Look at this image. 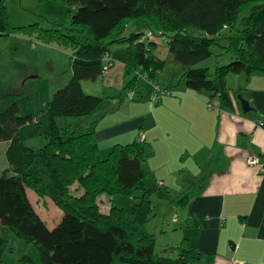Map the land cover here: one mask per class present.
Listing matches in <instances>:
<instances>
[{
  "label": "trees",
  "instance_id": "1",
  "mask_svg": "<svg viewBox=\"0 0 264 264\" xmlns=\"http://www.w3.org/2000/svg\"><path fill=\"white\" fill-rule=\"evenodd\" d=\"M63 1L72 25L63 37L75 50L71 78L48 103L47 142L39 148L20 143L19 128L32 122L34 115H20L15 101L0 111V142L11 141L10 167L0 175V226L34 243L41 264H197L202 253L188 238L179 246L165 247L163 255L156 252V238L147 229L152 196L167 198L169 191L161 183L146 186L143 141L117 143L102 157L96 139L101 118L89 116L103 98L86 93L82 81L97 80L113 66L104 59L112 44L136 42L133 65L126 66V73L139 66L148 81L159 82L165 60L155 54L156 43L146 41L142 32L125 34L130 23L143 22L164 32L167 47L182 68L177 86L207 91L224 106H232L228 74L249 78L254 72L264 73V0ZM226 29L228 43L221 45L216 38ZM17 31L48 38L58 30H44L36 23L13 26L7 4L0 0V36ZM76 32L85 33V41ZM215 46L232 54V59L211 71L205 63ZM124 90L139 93L138 75L127 81ZM61 118L65 119L59 123ZM75 182L79 188L72 191ZM27 188L52 199L63 211L54 227L37 212ZM104 194L112 200L107 213L99 202ZM118 196L131 201L117 206ZM4 241L0 240V255Z\"/></svg>",
  "mask_w": 264,
  "mask_h": 264
},
{
  "label": "crops",
  "instance_id": "2",
  "mask_svg": "<svg viewBox=\"0 0 264 264\" xmlns=\"http://www.w3.org/2000/svg\"><path fill=\"white\" fill-rule=\"evenodd\" d=\"M144 24L133 22L126 34L139 33ZM160 49L156 48L155 54L162 59ZM111 53L113 66L105 76L113 72L117 61ZM162 72L159 82L174 93L161 102L150 100L151 89L132 100L123 90V96L120 93L118 99H104L89 116L101 118L96 139L102 157L115 144L137 140L143 132L147 152L144 168L151 180L146 186L161 183L169 191V206L174 205L184 216L174 214L172 221L183 225L185 237L202 253L197 264H264V171L247 162L249 155L258 154L264 164V125H258L264 121V73L254 72L249 78L235 74L237 90L229 88L232 106H224L218 96L207 91L174 87L170 79L161 78ZM82 88L92 94L83 83ZM239 94L250 101L252 109L244 111ZM71 187L72 191L78 189V182ZM27 191L37 212L54 227L63 211L51 200L58 217L50 225L35 205L42 200L46 203L48 197L40 198L31 188ZM184 196L187 199L178 202ZM0 231L9 234L1 226Z\"/></svg>",
  "mask_w": 264,
  "mask_h": 264
},
{
  "label": "rangeland",
  "instance_id": "3",
  "mask_svg": "<svg viewBox=\"0 0 264 264\" xmlns=\"http://www.w3.org/2000/svg\"><path fill=\"white\" fill-rule=\"evenodd\" d=\"M5 2L13 26L26 27L36 23L44 30H58L51 32L48 38L38 37L23 31L0 36V111L15 101L19 106L20 115L33 114L34 120L19 128V140L25 146L39 148L47 142L50 123L48 103L53 93L71 78L70 64L75 48L70 39L63 37L67 29L72 27L71 15L68 11V5L63 0H5ZM74 10L75 8H73ZM151 28H147V25L144 24L141 31L146 41L155 42L157 49L163 48L160 50H163L162 59L165 60V69L161 78L170 79L173 86L178 87L177 84L182 78L181 65L175 61L167 44L161 43L166 42L164 32L159 28L155 30ZM149 32L152 33L150 37L148 36ZM75 34L78 35L80 41H85V33L76 32ZM227 34H229L228 29L216 38L221 42V45L228 43L225 36ZM135 46L136 42L112 44L110 50L116 60L121 63L115 62V68L111 74L106 76L103 74L96 81H83L86 91L103 97L102 102L104 99L109 101L118 99L120 93L122 96L125 94L123 90L127 81L138 75L140 91L137 94L148 93L151 85L139 66L136 70H130L129 73H126L125 64L133 65ZM213 50L214 55L205 63L211 71L216 65L227 64L232 59V54L222 53L225 51H221L218 46H215ZM218 53L221 54L217 55ZM235 76L232 74V79H229L227 83L229 88L231 87L236 91L238 86L237 81L233 79L236 78ZM19 93L22 94L17 95ZM64 119L61 118L59 123H62L61 121ZM7 146V142L0 143V173L10 167L6 155V149L8 150L10 145L8 148ZM150 183L149 177L146 180L147 186ZM102 197L104 198L100 205L101 211L109 212L112 203L111 197L106 194ZM51 200L48 198L46 203L42 200L35 204L48 219L50 225L52 224L50 221L58 217V213L51 203L53 200ZM130 201L131 198L128 197L118 196L114 198V203L117 206H121L123 203L127 204ZM152 201L153 209L147 229L156 238V252L163 255L165 247L179 246L186 238L182 232L183 225L172 221L174 214L180 218H184V216L181 210L174 205L169 206L166 198H161L155 194L152 196ZM0 234L3 235L0 240H5L6 245L0 255V264H41L38 249L34 243L14 235L11 231L9 234L0 231ZM171 256H176V253H172Z\"/></svg>",
  "mask_w": 264,
  "mask_h": 264
},
{
  "label": "built area",
  "instance_id": "4",
  "mask_svg": "<svg viewBox=\"0 0 264 264\" xmlns=\"http://www.w3.org/2000/svg\"><path fill=\"white\" fill-rule=\"evenodd\" d=\"M151 32H149V37L151 36ZM104 59L108 62V63H113L114 60L112 58V53L111 52H106L104 55ZM150 85H151V93H150V100L153 103H159L161 102V100L163 99L164 96H168L174 93V91L171 88H168L164 85H162L160 82L158 81H149ZM127 96L129 99H134L136 94L134 92V90H129L127 93ZM209 108L211 107V104L208 105ZM259 126H263L264 125V121L260 120L258 122ZM138 139L140 141H144L145 140V134L143 132L139 133V137ZM247 162L250 166H257L259 172H263L264 171V164L262 162V157L258 154H251L249 155ZM176 220V218L174 219ZM233 264H245L244 262L241 261H234Z\"/></svg>",
  "mask_w": 264,
  "mask_h": 264
},
{
  "label": "water",
  "instance_id": "5",
  "mask_svg": "<svg viewBox=\"0 0 264 264\" xmlns=\"http://www.w3.org/2000/svg\"><path fill=\"white\" fill-rule=\"evenodd\" d=\"M238 99L240 100L244 111H248V110L252 109V107L250 105V101L247 100L246 98H244L243 95L239 94ZM232 249H234V248H232Z\"/></svg>",
  "mask_w": 264,
  "mask_h": 264
}]
</instances>
